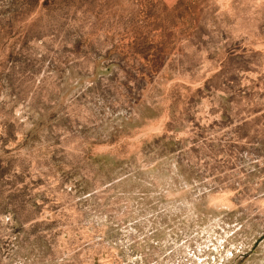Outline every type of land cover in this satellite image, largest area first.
Wrapping results in <instances>:
<instances>
[{
	"label": "rangeland",
	"instance_id": "1",
	"mask_svg": "<svg viewBox=\"0 0 264 264\" xmlns=\"http://www.w3.org/2000/svg\"><path fill=\"white\" fill-rule=\"evenodd\" d=\"M0 264H264V0H0Z\"/></svg>",
	"mask_w": 264,
	"mask_h": 264
}]
</instances>
